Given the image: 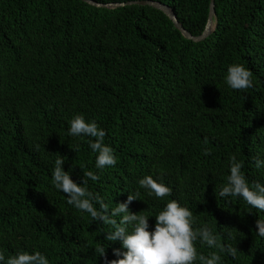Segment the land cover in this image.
<instances>
[{
    "label": "trees",
    "instance_id": "trees-1",
    "mask_svg": "<svg viewBox=\"0 0 264 264\" xmlns=\"http://www.w3.org/2000/svg\"><path fill=\"white\" fill-rule=\"evenodd\" d=\"M158 1L173 7L192 34L205 30L211 0ZM214 26L194 41L151 5L0 0V249L6 255L38 250L51 264H101L103 246L115 258L120 243L103 239L108 226L68 205L52 185L62 155L65 171L75 165L74 180L97 172L89 189L113 207L140 191L143 200L130 210L146 215L166 201L148 196L138 180L162 176L173 189L166 199L187 203L222 242L225 232L236 238L228 242L239 251L234 258L222 254L223 264H264V238L255 233L264 213L218 194L233 154L250 181L264 182L252 160L264 155V0H216ZM233 63L251 70L253 87L227 86ZM78 114L105 129L118 157L114 167L95 169L89 138L68 135ZM198 247L205 255L218 251Z\"/></svg>",
    "mask_w": 264,
    "mask_h": 264
},
{
    "label": "clouds",
    "instance_id": "clouds-1",
    "mask_svg": "<svg viewBox=\"0 0 264 264\" xmlns=\"http://www.w3.org/2000/svg\"><path fill=\"white\" fill-rule=\"evenodd\" d=\"M252 72L243 64L233 63L228 66L225 83L233 90H247L253 87ZM68 135L89 138L87 143L95 155V169L103 170L114 167L118 162L114 149L105 142V129L96 120L84 115H75L70 121ZM205 139V144H207ZM77 151L76 148H72ZM203 154L209 155L210 149L203 148ZM66 156H58L51 171V183L56 190L67 198L66 203L81 213H87L91 221L108 226L102 232L103 239L109 243L119 241L120 247L113 249L110 259L106 248L101 246L98 259L101 264H223L222 254L236 257L238 248L228 241L235 240L230 232L221 233L214 230L209 223H199L193 210L187 203L177 199H166L172 194L170 187L162 176L148 174L138 180L139 188L148 196L166 201L155 215H146L130 210L133 201L141 198V192L129 193L123 202L111 206L100 193L89 189V181L96 182L99 175L88 170L77 181L72 178L75 165L65 171ZM255 168L264 170V155L252 157ZM244 161L236 154L229 157L228 175L219 190L221 198L242 199L250 208L264 213V182L250 181L244 171ZM113 199V198H112ZM143 200V199H142ZM155 217L154 226H150L149 217ZM255 233L264 238V218L255 221ZM107 244V246H108ZM199 246L210 250L203 254ZM0 264H51L49 256L38 250H20L13 255H6L0 249Z\"/></svg>",
    "mask_w": 264,
    "mask_h": 264
},
{
    "label": "water",
    "instance_id": "water-1",
    "mask_svg": "<svg viewBox=\"0 0 264 264\" xmlns=\"http://www.w3.org/2000/svg\"><path fill=\"white\" fill-rule=\"evenodd\" d=\"M86 1L93 4V5L100 6V7H116V6H120V5L135 4V3L142 4V5L154 6L158 9L163 10L173 20L176 27H178L181 30V32L187 38L192 39L194 41H200V40L206 38L207 36H209L213 32V30L215 28L214 19H215V15H216V0H211L208 22H207L205 30L200 35L192 34L188 29H186L184 27L183 23L179 20L178 15L175 12L174 8L171 7L170 5H168L164 2L158 1V0H133V1H129L127 3H124V2L103 3V2H98L96 0H86Z\"/></svg>",
    "mask_w": 264,
    "mask_h": 264
}]
</instances>
